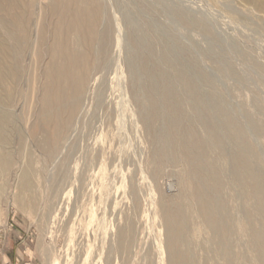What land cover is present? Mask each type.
Masks as SVG:
<instances>
[{"label": "rangeland", "instance_id": "1", "mask_svg": "<svg viewBox=\"0 0 264 264\" xmlns=\"http://www.w3.org/2000/svg\"><path fill=\"white\" fill-rule=\"evenodd\" d=\"M187 2L208 30L159 6L157 44L117 14L120 39L50 157L44 132L31 135L40 92L31 93L28 139L8 146L0 171V227L12 221L8 240L29 238V264H166L168 252L178 264H262L254 235L264 236V207L247 166L264 180V1ZM102 147L113 148L108 162ZM27 149L32 190L21 180Z\"/></svg>", "mask_w": 264, "mask_h": 264}, {"label": "bare ground", "instance_id": "2", "mask_svg": "<svg viewBox=\"0 0 264 264\" xmlns=\"http://www.w3.org/2000/svg\"><path fill=\"white\" fill-rule=\"evenodd\" d=\"M187 1L0 0V146L3 147L0 151V171L8 166V146L11 147L13 141L16 140L18 147L21 145L24 149L25 137L29 136L30 97L34 90L40 92V99L37 98L39 104L37 103L38 108L35 109L38 110L35 116L36 124L31 126V135L44 132L41 145L47 157L54 155L61 142L68 138L69 131L82 111V103L91 85L92 75L106 61L111 42L117 37L114 32L117 14L121 17L131 14V20L128 19L130 27L138 31L143 30L150 42L157 44L160 41L158 16L161 7L171 15L170 17L189 28L207 29L208 18L198 17L199 7ZM263 1L215 0L229 9L238 5L262 6ZM159 6L161 7L158 8ZM200 10H203V7ZM120 25L121 23L118 24ZM33 32H36L35 37ZM117 38L120 39L119 36ZM118 41L117 45L120 42ZM42 62H45L44 65ZM177 73L181 75L180 71ZM187 80L184 78L186 84ZM109 122L110 118H107V123ZM23 124L27 126L28 132L23 130ZM104 148L99 149L98 154L103 162H108L113 148ZM27 151L28 165L21 173V180L24 187L32 190L34 185L30 182L29 175H32L33 171L29 167L31 156L28 149ZM247 169L253 192L264 207V180H261L252 165L248 164ZM205 206L204 204L201 214L206 222L213 226L212 219L216 213L209 211ZM262 233L263 231L255 232L254 242L263 264ZM118 238L121 240L119 248L122 250V239L127 238L123 229ZM127 244L128 242L125 243L126 248ZM167 245L170 249L174 248ZM168 256L166 264H178L181 259L175 252H168Z\"/></svg>", "mask_w": 264, "mask_h": 264}, {"label": "crops", "instance_id": "3", "mask_svg": "<svg viewBox=\"0 0 264 264\" xmlns=\"http://www.w3.org/2000/svg\"><path fill=\"white\" fill-rule=\"evenodd\" d=\"M22 239L24 237H21ZM24 240L22 243L18 242L15 237H12L11 240H8V248L6 251H0V264L9 263V264H24L29 262L28 250H29V242Z\"/></svg>", "mask_w": 264, "mask_h": 264}, {"label": "built area", "instance_id": "4", "mask_svg": "<svg viewBox=\"0 0 264 264\" xmlns=\"http://www.w3.org/2000/svg\"><path fill=\"white\" fill-rule=\"evenodd\" d=\"M14 225L15 224L12 221H8L2 227H0V251L1 252H4L7 250L8 238L10 234L12 233ZM4 264H9V263L6 262ZM24 264H29V262H26Z\"/></svg>", "mask_w": 264, "mask_h": 264}]
</instances>
